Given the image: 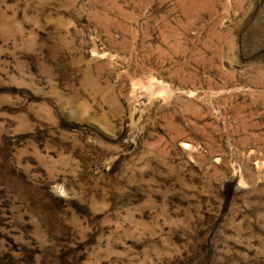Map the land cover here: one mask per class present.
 Returning a JSON list of instances; mask_svg holds the SVG:
<instances>
[{
  "label": "rangeland",
  "instance_id": "1",
  "mask_svg": "<svg viewBox=\"0 0 264 264\" xmlns=\"http://www.w3.org/2000/svg\"><path fill=\"white\" fill-rule=\"evenodd\" d=\"M0 264H264V0H0Z\"/></svg>",
  "mask_w": 264,
  "mask_h": 264
}]
</instances>
